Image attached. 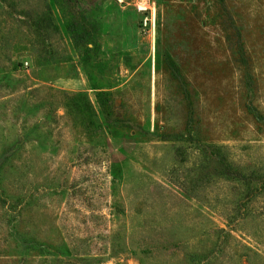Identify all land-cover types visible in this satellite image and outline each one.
I'll list each match as a JSON object with an SVG mask.
<instances>
[{"label": "rangeland", "instance_id": "rangeland-1", "mask_svg": "<svg viewBox=\"0 0 264 264\" xmlns=\"http://www.w3.org/2000/svg\"><path fill=\"white\" fill-rule=\"evenodd\" d=\"M0 264H264V0H0Z\"/></svg>", "mask_w": 264, "mask_h": 264}, {"label": "trees", "instance_id": "trees-1", "mask_svg": "<svg viewBox=\"0 0 264 264\" xmlns=\"http://www.w3.org/2000/svg\"><path fill=\"white\" fill-rule=\"evenodd\" d=\"M164 63H165L166 68L170 72V75L172 76V78L178 81L179 86L181 87L183 93L186 95L187 98H189V95H188L189 93H187V84L182 79L178 66L169 56H165Z\"/></svg>", "mask_w": 264, "mask_h": 264}, {"label": "built area", "instance_id": "built-area-1", "mask_svg": "<svg viewBox=\"0 0 264 264\" xmlns=\"http://www.w3.org/2000/svg\"><path fill=\"white\" fill-rule=\"evenodd\" d=\"M119 2H122L123 0H118Z\"/></svg>", "mask_w": 264, "mask_h": 264}]
</instances>
